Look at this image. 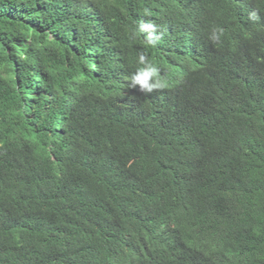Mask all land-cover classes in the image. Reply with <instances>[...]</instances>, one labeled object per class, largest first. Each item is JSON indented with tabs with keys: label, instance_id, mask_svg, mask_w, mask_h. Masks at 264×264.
<instances>
[{
	"label": "trees",
	"instance_id": "1",
	"mask_svg": "<svg viewBox=\"0 0 264 264\" xmlns=\"http://www.w3.org/2000/svg\"><path fill=\"white\" fill-rule=\"evenodd\" d=\"M0 264H264V0H0Z\"/></svg>",
	"mask_w": 264,
	"mask_h": 264
},
{
	"label": "clouds",
	"instance_id": "2",
	"mask_svg": "<svg viewBox=\"0 0 264 264\" xmlns=\"http://www.w3.org/2000/svg\"><path fill=\"white\" fill-rule=\"evenodd\" d=\"M156 29V25L148 22V23H141L139 26V31L144 32L146 30L149 31L148 40L150 43H155V41L158 39L154 35ZM222 34V33H221ZM214 41L219 39V35L217 34V31L214 30L212 37ZM139 62L141 64H144L145 66L141 69H138L131 78V87L139 86V89L144 94L152 93L154 90H160L165 85L164 82L161 80L159 75V70L157 67L150 63H146L145 57L142 55L140 56Z\"/></svg>",
	"mask_w": 264,
	"mask_h": 264
}]
</instances>
